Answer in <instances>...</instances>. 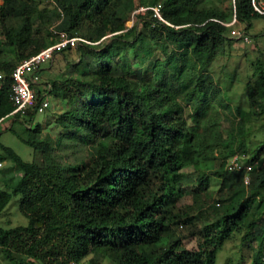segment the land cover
<instances>
[{
    "label": "trees",
    "instance_id": "16d2710c",
    "mask_svg": "<svg viewBox=\"0 0 264 264\" xmlns=\"http://www.w3.org/2000/svg\"><path fill=\"white\" fill-rule=\"evenodd\" d=\"M134 1L0 3V43L14 47L19 61L52 44L54 30L88 42L75 48L68 76L48 84L63 101L54 139L34 122L38 94L25 116L12 114L19 61L0 62V122L12 116L4 131L35 153L26 161L0 139V162L22 174L10 191L0 187V215L19 198L27 219L0 227V251L13 264H217L224 245L236 241L264 264V215L250 217L264 200V60L256 59L246 83L248 111L226 103L209 71L232 44L234 19L252 40V21L264 18L254 8L261 0H234L227 9L213 0H137L160 5L165 27L151 12L130 16ZM143 28L171 47L147 66L152 48ZM234 155L241 165L247 155L249 168L228 170ZM212 177L220 181L213 194ZM193 185L191 203L179 205ZM187 237L195 249L182 244Z\"/></svg>",
    "mask_w": 264,
    "mask_h": 264
},
{
    "label": "rangeland",
    "instance_id": "374dc122",
    "mask_svg": "<svg viewBox=\"0 0 264 264\" xmlns=\"http://www.w3.org/2000/svg\"><path fill=\"white\" fill-rule=\"evenodd\" d=\"M145 4H151L153 0H143ZM46 2V1H45ZM44 2V3H45ZM214 5L227 9L230 6L234 5V0H213L211 1ZM2 3V0H0ZM137 0L131 2V6L137 5ZM47 4V3H45ZM260 4L263 6L264 0L260 1ZM51 7L49 4H47ZM130 7V6H129ZM140 5L136 6V9ZM135 8V7H134ZM133 8V10H134ZM135 9V10H136ZM132 10V11H133ZM130 12V16L132 15ZM129 13L128 10L119 11V16L126 17ZM134 24V21L130 19L127 22V26L130 27ZM228 37L231 38L232 44L226 46V49L223 54L219 55L209 67V71L213 74L215 81L222 88L224 99L226 103H229L230 106H241L244 110H250V104L248 100V93L246 90V83L248 77L252 73L254 62L256 59L264 60V18H257L252 21V27L248 32L252 34L249 38V41L244 40V38L238 37V31H242L246 28V23L234 19L228 26ZM143 34L147 36V41L145 45H149L152 48L151 56L146 60V66L149 62L153 61L156 58L162 59L165 53L171 51L169 44H162L159 39L157 31L152 29H141ZM241 39V40H240ZM131 57L134 56L133 50L129 51ZM78 57V52L72 50L59 54L55 58L46 64L43 68L36 72V81L38 82L35 86V91L38 95L46 93L48 89V84L52 82H61L68 76L69 71V61H75ZM20 58L17 57L14 47L3 46L0 43V62H14L19 61ZM145 64V59H144ZM145 66V65H144ZM145 66V68H146ZM232 78V79H231ZM231 79V81H230ZM50 101V108L41 115H36L34 122L39 124L42 127L43 133L49 135L54 139L56 137V131L53 130V122L56 115L62 111L63 101L62 95L59 93H49L47 94ZM226 103L222 106H226ZM12 116L6 117L0 122V139L7 146L11 147L17 154L24 158L26 161H31L35 156V153L30 147L23 145L18 139L10 132L6 130L12 120ZM22 118V117H21ZM28 118V116H27ZM15 129L23 138H27V132L23 129L21 125H14ZM251 144L254 146L258 144L259 139L251 138ZM242 156V155H241ZM246 156H242V165L241 168L248 169L249 164L246 161ZM191 169H186L188 172ZM21 171L16 167V165L9 160L3 162L2 167H0V187L6 188L8 191L11 190L10 185H12L17 179L21 177ZM211 191H217L219 188L220 181L212 177L211 178ZM196 191V187L188 186L185 188V195L178 201L179 205H188L191 203V194ZM216 197V195H214ZM20 199L14 198L4 212L0 215V227L2 228H12L19 225H26L27 219L24 214L20 211L19 208ZM255 211L253 216L258 218L264 215V200L257 199L255 205ZM181 236L187 234V231L181 229ZM187 236V235H186ZM182 244L188 249H195L196 242L193 237L182 238ZM0 264H13L12 261L6 259L0 251ZM103 264H111L110 261L104 260ZM217 264H254L251 257V251L237 243L236 241L227 242L223 249L219 252L217 257Z\"/></svg>",
    "mask_w": 264,
    "mask_h": 264
},
{
    "label": "built area",
    "instance_id": "2783aa9c",
    "mask_svg": "<svg viewBox=\"0 0 264 264\" xmlns=\"http://www.w3.org/2000/svg\"><path fill=\"white\" fill-rule=\"evenodd\" d=\"M53 2L54 0H47ZM256 11L264 13V6L259 4L254 5ZM146 12H151V18L155 20L158 25L165 27L169 25L164 19L161 12L160 5H150L141 6L137 8L132 15L144 14ZM54 41L52 44L41 49L37 53H34L28 57L21 59L17 62L15 68L12 70V85L10 91V100L13 103L14 110L12 114H20L25 116L26 112L32 107L34 100L36 98L35 85L36 72L43 68L44 65L51 62L55 56L61 54L65 50L75 49L81 43H88L84 39L79 38L75 35H68L64 31L54 30ZM238 37L244 38L247 41V36L241 32H237ZM50 91V86L46 89V93H43L39 97V102L34 105V112L37 115L44 114L46 110L50 107V102L48 100V92ZM3 162H0V167H2ZM228 170L241 169V164L239 162L238 155L230 157L227 163ZM244 182L247 184L249 182L248 176H245ZM66 264H87L85 260L83 261H69Z\"/></svg>",
    "mask_w": 264,
    "mask_h": 264
},
{
    "label": "clouds",
    "instance_id": "9594fccd",
    "mask_svg": "<svg viewBox=\"0 0 264 264\" xmlns=\"http://www.w3.org/2000/svg\"><path fill=\"white\" fill-rule=\"evenodd\" d=\"M157 5H158V4H157ZM144 6H150V5H144ZM140 7H141V6H140ZM133 12H134V11H133ZM132 20H133V19H132ZM73 50H74V49H73ZM61 54H62V53H61ZM29 56H30V55H29ZM27 57H28V56H27ZM22 59H23V58H22ZM44 66H45V65H44ZM44 66H43V67H44ZM35 86H36V85H35ZM48 86H50V85H48ZM34 89H35V88H34ZM36 95H37V92H36ZM48 95H49V92H48ZM39 96H40V95H39ZM48 100H49V99H48ZM49 102H50V101H49ZM49 108H50V107H49ZM49 108H48V109H49ZM48 109H47V110H48ZM47 110H46V111H47Z\"/></svg>",
    "mask_w": 264,
    "mask_h": 264
}]
</instances>
